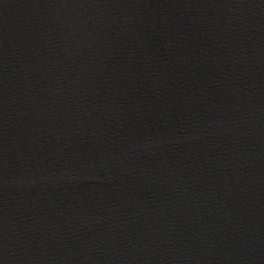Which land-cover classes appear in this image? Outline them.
<instances>
[{
  "label": "water",
  "instance_id": "95a60500",
  "mask_svg": "<svg viewBox=\"0 0 264 264\" xmlns=\"http://www.w3.org/2000/svg\"><path fill=\"white\" fill-rule=\"evenodd\" d=\"M0 264H264V0H0Z\"/></svg>",
  "mask_w": 264,
  "mask_h": 264
}]
</instances>
